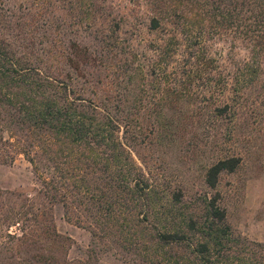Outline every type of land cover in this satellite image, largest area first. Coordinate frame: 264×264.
Segmentation results:
<instances>
[{
	"label": "trees",
	"instance_id": "1",
	"mask_svg": "<svg viewBox=\"0 0 264 264\" xmlns=\"http://www.w3.org/2000/svg\"><path fill=\"white\" fill-rule=\"evenodd\" d=\"M243 1H227L236 5L230 20L239 19ZM254 2L262 39L264 0ZM128 4L0 0V166L22 156L43 200L0 191V255L10 254L1 263L72 264L70 240L44 211L60 204L89 234L95 263L105 256L120 264H264L262 246L231 235L216 191L241 157L212 164L204 184L215 193L186 204L181 191L160 197L132 156L176 129L194 103L213 120L254 113L257 99L264 102L261 56L254 53L244 72L216 73L197 50L200 32L178 25L183 16L172 0ZM12 226L19 237L7 233Z\"/></svg>",
	"mask_w": 264,
	"mask_h": 264
},
{
	"label": "rangeland",
	"instance_id": "2",
	"mask_svg": "<svg viewBox=\"0 0 264 264\" xmlns=\"http://www.w3.org/2000/svg\"><path fill=\"white\" fill-rule=\"evenodd\" d=\"M114 1L129 5L130 0ZM227 1L172 0V6L183 16L178 25L184 26V30L186 26V31L195 34L197 30L200 32L201 46L197 50L201 48V53L214 60L216 73L229 77L244 72V65L251 62L254 53H258L261 56L258 60L262 63L258 70L264 74V37L261 39L258 33L261 29L256 23L262 19L251 20V11L257 5L255 0H244L243 7H239L242 9L239 19L233 20H230V15L235 13L236 5ZM130 9L135 13L138 8L132 6ZM218 11L223 16L215 18ZM143 12L145 10L140 13ZM228 12L227 19L225 14ZM259 40L260 46H257ZM257 103L260 105L254 107V111L257 109L259 115H255L256 111L248 113L245 110L240 121L232 118L213 120L204 112L205 104L194 103L190 109L193 113L180 118L176 129L154 137L152 143L133 151L132 156L143 173L158 182L160 197L181 191L186 204L203 194L215 193L204 184L205 173L212 164L233 155L241 157L237 172L222 176L216 191L220 194V205L226 212L231 235L242 243L264 248V102L257 99ZM39 188L22 156L16 157L10 165L0 166L1 192L19 195L39 205L43 204L38 196ZM44 205L49 208H44V211H50L48 217L52 216L56 232L70 240L66 250L68 261L72 264H120L105 256H101L98 263L88 260L89 234L65 219L60 204ZM7 233L17 237L21 235L18 226L8 228ZM8 255V252L1 254L0 260ZM2 263L7 264V261Z\"/></svg>",
	"mask_w": 264,
	"mask_h": 264
}]
</instances>
